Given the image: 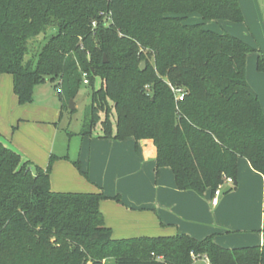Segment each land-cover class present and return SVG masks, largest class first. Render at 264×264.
I'll return each mask as SVG.
<instances>
[{
	"label": "trees",
	"instance_id": "1",
	"mask_svg": "<svg viewBox=\"0 0 264 264\" xmlns=\"http://www.w3.org/2000/svg\"><path fill=\"white\" fill-rule=\"evenodd\" d=\"M190 14L242 20L237 0H0V75L12 76L20 104L32 101L36 85L54 84L62 110L85 72L91 101L79 134L89 137L100 122L99 138L150 140L156 172L169 167L179 190L214 192L236 178L239 157L264 179V114L245 66L255 49L186 22ZM39 34L46 41L37 60H25ZM256 66L264 70L261 56ZM2 140L0 264H264V244L225 247L186 233L114 238L99 204L118 195L54 191L59 156L42 167Z\"/></svg>",
	"mask_w": 264,
	"mask_h": 264
},
{
	"label": "crops",
	"instance_id": "2",
	"mask_svg": "<svg viewBox=\"0 0 264 264\" xmlns=\"http://www.w3.org/2000/svg\"><path fill=\"white\" fill-rule=\"evenodd\" d=\"M0 97V109L8 113V123L26 120L25 114L30 107L21 108L16 115L11 111V107L21 104L13 92L10 74L0 75ZM34 110L32 120L46 122L47 108L38 105ZM41 127L39 124L34 128L38 131ZM30 131L34 133L31 127ZM38 132L39 139L36 137L35 140L39 143H32L19 132L13 138V146L33 163L45 167L53 147L50 137ZM55 134L54 126L52 136ZM87 138L82 136L77 158L81 160L80 164L85 158L88 160L89 180L87 177L86 181L83 180L75 170L74 157L69 158V152L63 151L53 163L56 171L50 173V186L54 191L101 190L108 197L118 195L120 201L106 198L99 204L105 224L110 227L114 238L186 233L196 239L212 235L221 246L264 244V179L245 158H238L243 172H239L238 180L234 179L236 188L218 195L207 188L198 194L177 189L169 167L156 172L155 148L150 140ZM53 172L60 174L54 178ZM258 182H262L261 191L251 185L258 186ZM204 261L209 264L207 259Z\"/></svg>",
	"mask_w": 264,
	"mask_h": 264
},
{
	"label": "rangeland",
	"instance_id": "3",
	"mask_svg": "<svg viewBox=\"0 0 264 264\" xmlns=\"http://www.w3.org/2000/svg\"><path fill=\"white\" fill-rule=\"evenodd\" d=\"M241 14V21H229V20H202L198 14H190L186 18V22L188 23H197L201 22L203 26L207 29L218 31V32H226L232 36L239 38L244 41L251 47L255 49V51L250 52L246 58V80L251 88L258 94L260 104L264 114V70H257L256 61L257 57L261 56L264 63V0H237ZM53 33L52 29H48L46 34L49 35ZM46 36L44 34H39L28 41V51L25 54L24 58L34 59L35 61L38 58V55L42 49V46L45 43ZM9 76V75H4ZM4 78V77H2ZM100 84V79H95V87H98ZM58 88L56 89L54 84L46 81L44 83H40L36 85L33 89L32 101L27 105H15L14 108L11 107V111L16 115L18 111L25 107H30L26 111V120L22 122L13 121L8 123L9 119L7 118L8 113H4L5 111L0 109V136L3 139L2 141L14 145L13 138L19 134V132L23 133V137L27 138L32 143H39L38 140H35L36 137L39 139V132L41 135H47V138L51 140L54 155H59L63 151L69 152V158L78 159L79 168L74 165L76 172L80 173L83 177V180L86 181L87 172H88V160L85 158L82 160V164H80L79 158H77V153L79 151V142L82 139V136L79 134L80 129L82 127L83 118H84V108L90 103L91 99V86L88 84H81L79 91L73 102L75 104L74 110H70L68 104L65 108L61 110V102L58 96ZM2 97H0L1 99ZM38 105H44L48 110L47 120L46 122H38L40 126H42L41 130H38L34 127L39 126V124L34 119L32 120V116H35L33 111ZM112 125L114 124V117H110ZM24 126V127H23ZM54 126L56 128V136H52ZM30 127L34 131H30ZM47 129V130H46ZM101 134V125L100 122L96 123L93 126L92 133L89 136L94 138H99L98 135ZM13 136V137H12ZM89 137L87 140H89ZM44 145H42L43 147ZM50 147V146H49ZM51 155V154H50ZM50 155H48V160ZM30 157V156H29ZM31 158V157H30ZM46 162L45 166L47 165ZM53 163L51 165V172L55 170L53 169ZM239 172H243V167L240 166V163L237 161V172L236 178L238 180ZM55 177L58 176L59 173L53 172ZM89 180V176L87 177ZM260 178V177H259ZM55 182V181H54ZM86 185L89 184L85 182ZM253 189L262 190V182H258V186L256 184H251ZM236 188L234 184H228L223 182L221 185V192L228 189ZM210 189V188H209ZM211 190V189H210ZM225 246V245H224ZM233 245H228L225 247H231ZM195 264H205L204 259H199L194 262ZM106 264H113V260H108Z\"/></svg>",
	"mask_w": 264,
	"mask_h": 264
},
{
	"label": "built area",
	"instance_id": "4",
	"mask_svg": "<svg viewBox=\"0 0 264 264\" xmlns=\"http://www.w3.org/2000/svg\"><path fill=\"white\" fill-rule=\"evenodd\" d=\"M82 77H83V83H87L88 82V79H87V76H86V73L84 72L83 74H82ZM170 88L172 89V91L174 92V94H175V98H176V100L177 101H181V100H183V97H184V91H183V89H181V88H178V87H174V86H172L171 84H170ZM224 182L225 183H228V184H234V178H232V177H225L224 178ZM221 185L222 184H220L217 188H216V190L214 191V194L215 195H218L220 192H221ZM215 198L213 199V201L215 202Z\"/></svg>",
	"mask_w": 264,
	"mask_h": 264
},
{
	"label": "water",
	"instance_id": "5",
	"mask_svg": "<svg viewBox=\"0 0 264 264\" xmlns=\"http://www.w3.org/2000/svg\"><path fill=\"white\" fill-rule=\"evenodd\" d=\"M104 62H105V56H104ZM144 67H145V62L142 61V62L140 63V68H141V69H144ZM68 107H69V109H73V108L75 107V106H74L73 99H70ZM235 185H237V182H236V181H234V186H235Z\"/></svg>",
	"mask_w": 264,
	"mask_h": 264
}]
</instances>
